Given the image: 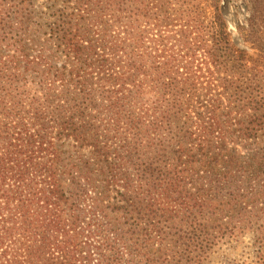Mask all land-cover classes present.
<instances>
[{"label":"trees","instance_id":"obj_1","mask_svg":"<svg viewBox=\"0 0 264 264\" xmlns=\"http://www.w3.org/2000/svg\"><path fill=\"white\" fill-rule=\"evenodd\" d=\"M225 2L0 0V264H264V0L252 68Z\"/></svg>","mask_w":264,"mask_h":264},{"label":"rangeland","instance_id":"obj_2","mask_svg":"<svg viewBox=\"0 0 264 264\" xmlns=\"http://www.w3.org/2000/svg\"><path fill=\"white\" fill-rule=\"evenodd\" d=\"M53 1L54 0L52 1L35 0L36 7L34 8L35 10H37V12H39L40 10L47 11L48 6H50L53 3ZM53 10H50V12H53ZM223 11L228 20L229 31L233 34V40L235 44L238 46V48L247 51L251 55L252 60H250L251 63H249V66L251 68L254 67L257 63L256 61L254 63V60L261 59V56H259L261 52L259 53L258 50V47H260L261 44H258L257 39L250 35L251 29L249 26V19L251 17V9L247 5V0H226L225 5L223 7ZM174 25H176V23H174ZM203 65H204V69L202 70L203 74L210 75L209 73H207L208 68L206 64L203 63ZM212 69L214 68L212 67ZM197 110H199L200 112L203 111L200 107ZM246 121L250 123L253 122L254 119L253 120L248 119ZM255 122L252 124L250 123L249 126L254 128L257 125H260L263 122V118H259V120ZM234 129L236 130L235 134H238L239 133L238 130L241 129V125L235 127ZM258 136H259V140L262 142V145L260 146L263 147L264 130L260 131ZM152 138L153 137L149 138L148 140ZM146 142L147 140L143 142V145H145ZM232 147L233 145L229 146L230 149ZM236 147L239 149V153H241V156H250L255 154L256 146L253 144L252 141L244 143V145H238ZM61 150H66V146L62 147ZM70 178H72V176H67V175L63 176L62 185L64 187L69 184ZM79 183L82 184L86 189H89L88 192L85 194L84 198L82 199V201H80V206L82 208L81 210L83 214H85L86 216L83 220L85 222H91L94 219V216L92 215L93 208L91 205V200L95 195V191L93 187H91V185L88 184V182L85 181L84 179L79 180ZM261 192H262L261 190L254 191L255 195L253 199H251V201H254L256 198H259L260 202L263 201V199L260 197ZM113 196H115V193H113ZM99 218L102 221V217L100 216ZM88 235L90 234L82 233L81 236H79L76 239L78 249H81V247L84 248L86 246V243L88 241ZM251 245H252V237L250 234L247 235L245 234L240 238H234L227 245L225 244V246L219 248L218 251L212 255L210 264H242L244 263V260L249 258L250 256L249 247Z\"/></svg>","mask_w":264,"mask_h":264}]
</instances>
